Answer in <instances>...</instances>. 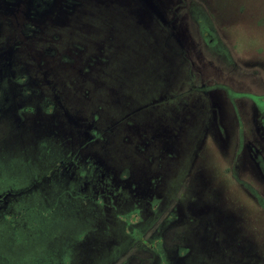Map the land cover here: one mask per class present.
<instances>
[{"label": "rangeland", "instance_id": "rangeland-1", "mask_svg": "<svg viewBox=\"0 0 264 264\" xmlns=\"http://www.w3.org/2000/svg\"><path fill=\"white\" fill-rule=\"evenodd\" d=\"M0 264H264V0H0Z\"/></svg>", "mask_w": 264, "mask_h": 264}]
</instances>
